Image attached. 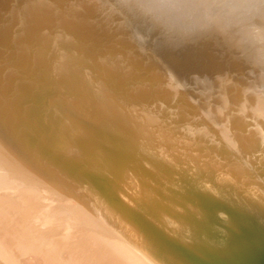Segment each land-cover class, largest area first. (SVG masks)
Instances as JSON below:
<instances>
[{
    "label": "bare ground",
    "instance_id": "6f19581e",
    "mask_svg": "<svg viewBox=\"0 0 264 264\" xmlns=\"http://www.w3.org/2000/svg\"><path fill=\"white\" fill-rule=\"evenodd\" d=\"M147 4L0 0V264H157L128 235L125 210L134 205L133 221L151 206L154 220L164 211L197 223L195 195L176 182L264 178V0L186 37L167 32ZM155 94L173 108L151 107L164 124L136 104ZM177 103L190 117L176 115ZM75 151L81 162L61 159ZM237 157L248 168L234 167ZM199 186L224 197L211 182Z\"/></svg>",
    "mask_w": 264,
    "mask_h": 264
},
{
    "label": "water",
    "instance_id": "95a60500",
    "mask_svg": "<svg viewBox=\"0 0 264 264\" xmlns=\"http://www.w3.org/2000/svg\"><path fill=\"white\" fill-rule=\"evenodd\" d=\"M150 95H144V97L139 95L141 100H137V107L141 113L146 114L149 118L151 117L153 121L164 124L166 120L165 116L155 114V111H152L151 107L157 108L162 113L165 110H172L173 108H171L172 106L167 101H163L161 96H156V94L154 96ZM176 108L177 110L181 109V111H173L176 112V115L182 114L185 117H190L186 105L182 107L180 103H177ZM204 124L205 126H202L201 129H203L202 131H204L205 135L208 134L210 137L213 134L208 129L210 125L208 123ZM165 127L175 129V127L173 128V126L167 123ZM205 135L198 134L195 138H199L203 142ZM214 141L217 144L220 142L215 139ZM219 146L221 147L222 145L219 144ZM168 152L171 154V151ZM80 154V152L75 151L72 155L68 154V156L66 154V156H62L61 159L81 162L84 157H81ZM175 155L177 156L176 153ZM240 157L244 156L241 155ZM238 160L233 163L235 164L234 167L237 165L243 169L248 168V165L243 159L238 158ZM186 161H190V159L186 157ZM182 163L184 161L179 160V164L183 165ZM172 165L175 164L172 163ZM242 179L235 178L229 187L214 182L215 180L209 181L208 178L201 177L192 178L191 180L184 178L180 182L175 181L180 185L181 191H189L195 195L192 202L199 206V211L203 216V218H199L197 223L193 220L186 219V215L173 216L171 213L167 215L164 211L157 214L156 221V219H152L151 215L155 217V209L151 208V206L142 207L144 210L146 209L147 214L140 212L139 215L134 216L135 219L136 217H139V219L137 218L133 221L130 213L134 212V205L133 210H125V213H127L125 215L126 218L120 216V220L124 218L125 220L123 221H129L130 225L133 226H131L133 230H131L132 232L130 230L127 231L126 228L128 235H136L137 237L135 236L134 238H139V245L145 248L149 256L157 264H264V187L262 185L261 189L257 185L259 183L264 184V178L258 177L256 180ZM208 182H211V185L219 190L224 197L216 198L199 191L196 192L200 188L199 185ZM87 183L83 186L81 184V186L83 188L87 187L84 189L85 191L91 189L93 194L90 193L89 195L95 204L103 203L107 209H110L114 218L118 217L117 212L119 210L115 207L113 200L107 198L105 193L96 188H94L96 193L93 192L94 189ZM180 196L182 198L179 202H186V197L183 195ZM206 196L212 199H208L210 203L207 202L203 205L204 202L202 201ZM187 201H191V199L187 197ZM164 216L167 221L168 219L170 220L171 229H173V226L178 228L176 230L177 233L165 229L163 225L166 224L162 220ZM188 221L191 223H188Z\"/></svg>",
    "mask_w": 264,
    "mask_h": 264
},
{
    "label": "clouds",
    "instance_id": "9594fccd",
    "mask_svg": "<svg viewBox=\"0 0 264 264\" xmlns=\"http://www.w3.org/2000/svg\"><path fill=\"white\" fill-rule=\"evenodd\" d=\"M147 8L167 32L186 37L210 22L245 17L254 5L253 0H148Z\"/></svg>",
    "mask_w": 264,
    "mask_h": 264
}]
</instances>
